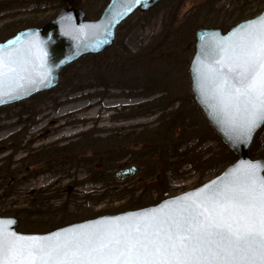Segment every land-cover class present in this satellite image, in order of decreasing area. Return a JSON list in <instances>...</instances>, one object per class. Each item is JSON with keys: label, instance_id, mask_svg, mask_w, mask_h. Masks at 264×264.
I'll return each instance as SVG.
<instances>
[{"label": "rangeland", "instance_id": "rangeland-1", "mask_svg": "<svg viewBox=\"0 0 264 264\" xmlns=\"http://www.w3.org/2000/svg\"><path fill=\"white\" fill-rule=\"evenodd\" d=\"M72 1L95 20L109 0ZM65 7L0 0V41ZM263 9L264 0H162L129 16L112 47L67 66L56 88L0 108V215L17 218L19 232L43 233L154 205L219 175L236 156L193 100V31L225 30ZM253 146L264 157V126ZM130 166L133 176H117Z\"/></svg>", "mask_w": 264, "mask_h": 264}, {"label": "snow or ice", "instance_id": "snow-or-ice-1", "mask_svg": "<svg viewBox=\"0 0 264 264\" xmlns=\"http://www.w3.org/2000/svg\"><path fill=\"white\" fill-rule=\"evenodd\" d=\"M236 47L240 54L221 64L215 75L217 87L227 90L224 108L234 109L230 123L238 138L247 140L264 124V17L258 32L243 28ZM6 66L0 56V75ZM202 78L206 83L208 77ZM261 167L244 164L222 186L197 193L199 202L193 199L165 220L144 218L143 227L65 237L0 235V264H264Z\"/></svg>", "mask_w": 264, "mask_h": 264}, {"label": "water", "instance_id": "water-1", "mask_svg": "<svg viewBox=\"0 0 264 264\" xmlns=\"http://www.w3.org/2000/svg\"><path fill=\"white\" fill-rule=\"evenodd\" d=\"M62 1L66 7L42 26L19 29L0 41V56L5 58L7 65L2 70L4 74L0 75V108L24 102L36 94L56 88L60 83V74L67 66L85 56L98 55L112 47L117 28L129 16L136 11L146 13L161 0H140L139 3L135 0H109L95 20L87 19L82 9L74 6L72 0ZM262 17L264 9L256 16L225 30L221 27L198 25L193 31L195 43L188 65L193 100L219 140L236 156V160L219 175L193 189L163 198L154 205L116 214H103L43 233L19 232L17 218L0 215V235H6L10 239L17 234L23 237H65L92 230L132 228L137 224L143 227L144 218L154 216L158 220H165L169 216H175L181 208L191 204L193 199L199 202L197 193L222 186L244 164L264 165V157L252 158L249 154L254 138L264 124L252 132L250 139L238 138L235 125L230 123L234 109L224 108L227 90L222 92L217 87L220 78L215 75L221 64L229 63V58L240 54L236 45L243 28H255L258 32ZM217 60L221 63L217 64ZM13 68L15 71L11 70ZM204 76L208 77L206 83L202 78ZM135 172L136 167L130 166L120 170L117 176H133ZM257 177L264 178V167L258 170Z\"/></svg>", "mask_w": 264, "mask_h": 264}, {"label": "trees", "instance_id": "trees-1", "mask_svg": "<svg viewBox=\"0 0 264 264\" xmlns=\"http://www.w3.org/2000/svg\"><path fill=\"white\" fill-rule=\"evenodd\" d=\"M177 124H170L169 126H167V128H165V131H164V134L165 133H168V134H170L172 131H173V129L174 128H176L177 126H176ZM257 151V150H256ZM254 153L256 154V152H255V150H254V146H253V144H252V146H251V148H250V152H249V154H250V156L252 157V158H254ZM18 215V214H17Z\"/></svg>", "mask_w": 264, "mask_h": 264}, {"label": "flooded vegetation", "instance_id": "flooded-vegetation-1", "mask_svg": "<svg viewBox=\"0 0 264 264\" xmlns=\"http://www.w3.org/2000/svg\"><path fill=\"white\" fill-rule=\"evenodd\" d=\"M161 1H162V0H161ZM161 1H160V2H161ZM199 1H200V0H199ZM160 2H159V3H160Z\"/></svg>", "mask_w": 264, "mask_h": 264}]
</instances>
